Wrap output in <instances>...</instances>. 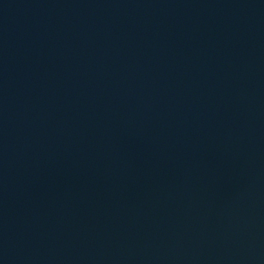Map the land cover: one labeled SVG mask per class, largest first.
Here are the masks:
<instances>
[{"label": "water", "instance_id": "95a60500", "mask_svg": "<svg viewBox=\"0 0 264 264\" xmlns=\"http://www.w3.org/2000/svg\"><path fill=\"white\" fill-rule=\"evenodd\" d=\"M3 264H264V0H0Z\"/></svg>", "mask_w": 264, "mask_h": 264}]
</instances>
